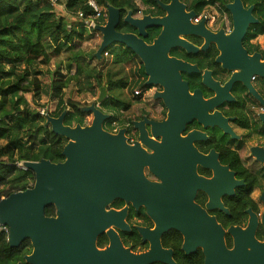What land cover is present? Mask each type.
Segmentation results:
<instances>
[{"label":"water","instance_id":"1","mask_svg":"<svg viewBox=\"0 0 264 264\" xmlns=\"http://www.w3.org/2000/svg\"><path fill=\"white\" fill-rule=\"evenodd\" d=\"M157 3L165 13L162 18L150 15L133 18L129 11L121 19L119 9L106 5L104 25L94 28L101 35L94 57L99 61L102 53L116 44L129 49L143 64L147 77L145 86L162 87L163 91L156 93L154 98L161 100L168 110L166 119L161 122L144 119L138 126H134L138 131V143L127 144L124 129L114 135L103 130L104 122L110 117L98 109L107 97L105 87H100L94 103L80 107L81 112L91 114L89 125H64L67 110L56 118L45 115L44 126L66 140L61 151L63 162H22L23 170L32 172L34 176L32 187L0 200V226L7 228L9 247H18L25 240L31 243L33 251L24 257L26 264H76L83 250L92 252L94 237L104 226L103 220H97L107 215L104 206L111 198L125 197L120 190L122 187L139 190L145 197L153 196L155 186L144 178V168L152 174H164L171 170V158L178 164L180 157L189 159L191 165L186 170L191 173L195 171V165L205 166L204 161L208 157L199 154L189 140H180L178 137L184 128L183 124L190 119L184 118L179 129H172L177 122L176 118L181 116L178 111L183 104L176 96L183 101L196 98L187 93L185 84L180 80L179 71L188 72L187 65L168 57L169 50L175 47L195 51L180 36L198 34L197 29L203 27L204 21L192 25L191 21L196 14L192 10L187 11L186 5L180 0H169L168 4ZM225 9L231 15L233 27L231 34L226 37L227 42L237 46V37L240 39L248 26L258 21L252 16L253 6L245 9L241 0H232ZM121 20L137 30V35L117 31ZM153 28L161 31L152 44L147 45L142 38L147 36V30ZM191 116L200 118L198 113ZM144 123L148 129L143 128ZM160 136V144L150 139ZM210 168L215 174L226 176L227 169L218 162L210 164ZM191 173L190 179L198 182ZM218 179L206 183L208 210L222 207ZM223 185L221 183L222 190L229 192ZM190 193L182 196L181 201L175 200L171 210H162V206L154 205L138 192L125 198L130 199L134 205L144 204L147 213L158 226L162 225L160 215L165 214L163 225L183 235V250L202 249L203 264H264V242L256 238L259 226L264 232V211L259 218L247 211L249 219L245 228L229 227L225 232L215 217L193 203V193ZM260 200L264 205V192ZM49 206L55 209L54 217L45 215V209ZM223 212L228 214L227 210L223 209ZM226 233L232 238L231 249L225 244ZM106 256L105 253L103 262Z\"/></svg>","mask_w":264,"mask_h":264},{"label":"flooded vegetation","instance_id":"2","mask_svg":"<svg viewBox=\"0 0 264 264\" xmlns=\"http://www.w3.org/2000/svg\"><path fill=\"white\" fill-rule=\"evenodd\" d=\"M157 1L159 0H156V3ZM161 3L168 4L169 0ZM185 5L186 10L190 11L188 5ZM212 6L217 10L205 12L206 8ZM150 10L152 14L145 15L159 18L165 16L159 5L158 8L151 7ZM201 14L203 15L197 22H194V19L191 21L192 25L204 21L203 27L197 29L198 34L180 36L195 48V51L175 47L169 50L168 57L187 65L188 72L179 71L180 80L185 84L187 93L196 98L183 101L176 96L179 102H183L180 107L182 109L178 111L181 116L176 118L174 128H170L179 129L184 118L190 119L183 124L184 128L178 137L180 140H189L199 154L208 157L204 161L205 166L197 164L195 171L191 173L186 170L191 165L188 158L180 157L178 164L171 158L170 172L152 174L147 168L143 169L144 178L155 186L152 197H145L139 190H128L126 186L120 190L125 197L138 192L154 205L162 206V210H171L175 200L181 201L182 196L192 192L193 203L215 217L226 232L229 227L245 228L249 219L247 211H251L258 218L264 211L260 200L264 192V13L261 15L254 12L253 7L252 16L258 23L249 25L240 39L237 37V46L227 42L226 37L231 34L233 28L232 18L227 10L224 11L218 3H214L207 5ZM125 16H121V19ZM141 16H144L143 13ZM141 16L132 13L133 18ZM160 31L159 28L149 29L147 36L142 40L151 45ZM119 32L137 35V30L128 24ZM132 62L136 63V73L121 89L132 101L125 103L116 116L111 115L110 108H104L102 111L101 104L98 106V109L110 116L104 123H109L112 130L105 131L114 135L124 129L129 145L138 143L135 125L138 126L144 119L153 122L164 121L168 111L161 100L154 98L156 93L163 91L162 87L145 86L147 77L142 62L136 56L129 63ZM134 87L138 90H134ZM106 93L105 100L116 96L107 90ZM141 100L144 106L138 110L134 109L131 102L140 103ZM198 101H201L200 105ZM193 113H198L200 118L192 117ZM89 115L91 116L85 113L84 126L89 125L86 121ZM143 128L148 129L146 123ZM150 139L157 144L162 141L161 136ZM215 161L227 169L226 176L222 173L215 174L210 168V164H215ZM189 173L198 182L192 181ZM214 178L219 181V201L222 209L215 207L208 210L206 183ZM235 182L237 185H234ZM221 183H224L223 186L226 190L229 189V192L222 190ZM125 197L111 198L104 206L107 215L97 220H103L104 226L94 237L92 252L83 250L76 264H203L202 249L196 248L187 252L183 250L184 237L177 230L163 225L165 214L160 215L159 221L162 225L158 226L147 213L144 204L134 205ZM52 208V214L47 217H54L55 209ZM223 209L227 210L228 214H225ZM235 211L239 214L238 218L232 215ZM260 229L259 226L257 231ZM224 240L227 248L231 249L232 238L227 233ZM258 240L264 242V237ZM28 243L29 253L25 256L31 255L33 251L31 243ZM105 253L106 261L103 262ZM24 257L23 262L18 263L26 264Z\"/></svg>","mask_w":264,"mask_h":264},{"label":"trees","instance_id":"3","mask_svg":"<svg viewBox=\"0 0 264 264\" xmlns=\"http://www.w3.org/2000/svg\"><path fill=\"white\" fill-rule=\"evenodd\" d=\"M95 4L105 12V6L110 5L120 10L121 16L132 11L141 12L136 6V0H94ZM167 2L168 0H159ZM188 5L197 15L201 14L207 5L218 3L226 11L225 6L232 0H180ZM145 7L143 15L152 14L150 8L158 5L156 0H139ZM245 7L253 6L254 12L264 13V0H241ZM58 6L49 2L37 0H0V200L12 193L25 191L32 187L34 176L32 172L16 167L15 163L39 162L49 160L52 163L63 161L61 151L66 144L63 137L54 135L44 126L45 115L58 117L66 106L64 125H85V113L80 111V105L69 100H63V90L72 82L83 86L85 91L94 95V88L102 87V78L106 80V90H121L126 81L118 78V73H110L106 69L121 68L128 64L133 53L120 46L118 49L107 48L104 52L111 57L110 63L100 62L94 57V52L85 54L75 51L78 43L92 38L86 35V29L78 13L83 19L93 13L87 5V0H58ZM63 6L64 11L60 10ZM59 13V15H58ZM126 24L120 22L117 31ZM96 33V31H93ZM111 49V50H110ZM113 50V51H112ZM62 52H68L65 67L60 66L43 76L42 65H48L51 57ZM42 61H38L39 58ZM91 61L104 64L101 68L92 66ZM74 69V73L70 74ZM106 69V70H105ZM62 70L66 73L63 75ZM142 72V71H141ZM104 74V75H103ZM114 74V75H113ZM27 96L30 97L28 101ZM43 97L56 103L52 113L44 110L41 103ZM107 102V103H106ZM119 95L101 103L112 108H123ZM104 108H109V107ZM40 109L44 110L41 114ZM53 212L52 207L45 209V215ZM234 217L237 211L232 212ZM237 223V221H234ZM262 229L256 233L257 239H263ZM29 243L23 241L18 247L11 248L7 242V233L0 231V264H17L23 262V257L29 253Z\"/></svg>","mask_w":264,"mask_h":264},{"label":"rangeland","instance_id":"4","mask_svg":"<svg viewBox=\"0 0 264 264\" xmlns=\"http://www.w3.org/2000/svg\"><path fill=\"white\" fill-rule=\"evenodd\" d=\"M135 4L139 8V10L141 11L138 14H136V16H141L142 11L145 10V7L143 5H141L139 0H136ZM60 10L64 11V13H65V9L63 8V6L60 7ZM208 10H209V12H211V11H214L217 9L214 6H212L211 8H206L205 12ZM58 15H59V13H58ZM85 32H86V35H91L92 38L85 41V42L78 43V47L75 48V51L80 50L81 52H86L85 54H90L94 51L96 52V50L98 49L100 42H101V35L98 32H96V33L90 32V31H88V29H86ZM119 46L120 45L116 44L115 46H113V49H118ZM68 57H69L68 52H62L61 54H59L57 56L51 57L48 65L40 66V67H42L41 70L43 72V76L47 77V74L54 71L57 68V66H60L61 69L64 68L66 60ZM42 60H43V58H41V57L38 59V61H42ZM110 61H111V57L105 56L102 58V60L100 62L110 63ZM91 65L97 66L98 68H101L102 66H104V64H97L96 61H91ZM135 65H136V63L132 62V63L124 64L121 68H115V67L111 68V65L109 66V64H108L106 69H109L110 73H118V78H121L124 81L129 82L130 79L134 77V73H136L135 71L137 70V66H135ZM105 67H103L101 69H104ZM135 67H136V69H135ZM62 73L64 75L66 73V71L62 70ZM73 73H74V69L71 70L70 74H73ZM101 85H102V87H106L105 86L106 80L104 78H102ZM133 89L138 90V88H135V87ZM98 94H99L98 88H94V95L93 94L91 95L89 92L85 91L83 86L77 85V83L74 81L65 90H63V100L64 101L69 100L73 103H77L81 107H84V106H89L91 103H94L98 97ZM112 94L120 95L119 96L121 99L120 104L130 103V101H132V99L130 97L125 95V92L123 90L121 92V90L118 91V89H114L112 91ZM145 98L146 97L144 96V99ZM27 99H28V101H30L29 96H27ZM41 103L44 105V110L47 111L48 113H52L56 108L55 107L56 103L54 101H50L48 99V97H43L41 100ZM131 103L133 104V108L136 110H138L139 108H142L144 106V103L142 102V100L140 103H136V102H131ZM107 106L108 105L106 104L104 107H107ZM66 107H67L66 108L67 111L70 110L69 106H66ZM104 107H100V109H102V111H103ZM108 107L112 111L111 115L116 116L120 113L119 111L121 109V105L118 108L115 107V109L112 108L111 106H108ZM44 110L40 109V112L44 111ZM86 121H87V124H89L91 122V116L90 115L86 117ZM103 129L104 130L107 129V130L111 131L112 127L110 126L109 123L108 124L104 123Z\"/></svg>","mask_w":264,"mask_h":264},{"label":"built area","instance_id":"5","mask_svg":"<svg viewBox=\"0 0 264 264\" xmlns=\"http://www.w3.org/2000/svg\"><path fill=\"white\" fill-rule=\"evenodd\" d=\"M42 2H49L52 5L58 6V0H37ZM208 1V0H205ZM87 5L93 10V13L89 15L87 18L83 19L82 13H78V19L81 20L88 31L93 32L94 28L98 25H104L106 20V11L102 12L101 9L95 4L94 0H87ZM203 14L197 15V19H194V22H197L202 17ZM103 56H108L106 52H103ZM44 111H41V114H43ZM130 143H132V139L129 140ZM22 163V162H21ZM21 163H15L16 167L23 169L21 167ZM0 231H3L7 233V228L0 226Z\"/></svg>","mask_w":264,"mask_h":264},{"label":"clouds","instance_id":"6","mask_svg":"<svg viewBox=\"0 0 264 264\" xmlns=\"http://www.w3.org/2000/svg\"><path fill=\"white\" fill-rule=\"evenodd\" d=\"M182 38V37H181Z\"/></svg>","mask_w":264,"mask_h":264}]
</instances>
